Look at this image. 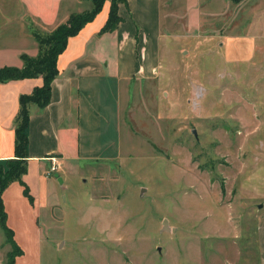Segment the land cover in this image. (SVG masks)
<instances>
[{
    "label": "rangeland",
    "instance_id": "1",
    "mask_svg": "<svg viewBox=\"0 0 264 264\" xmlns=\"http://www.w3.org/2000/svg\"><path fill=\"white\" fill-rule=\"evenodd\" d=\"M194 5L162 30L158 78L121 97L120 157L52 175L10 264H262L264 0Z\"/></svg>",
    "mask_w": 264,
    "mask_h": 264
},
{
    "label": "crops",
    "instance_id": "2",
    "mask_svg": "<svg viewBox=\"0 0 264 264\" xmlns=\"http://www.w3.org/2000/svg\"><path fill=\"white\" fill-rule=\"evenodd\" d=\"M169 1L127 0L126 5H119L117 28L101 32L110 5L106 0L93 20L69 37L57 59L58 74L51 83L49 103L43 108L29 107L27 171L22 180L33 202L16 180L2 193L6 223L15 239L19 227L30 228L43 208L54 206L52 175L59 177L60 170L73 162H108L120 157L121 97L126 102L147 81L158 78L160 41L163 28L169 30L168 18L194 11V0L185 9H169ZM89 6L87 0H0V68L21 66L23 53L37 54L31 26L49 32L71 13ZM41 84V77L0 82V162L14 157L19 96ZM257 221L264 264V211ZM2 238L5 243L0 229Z\"/></svg>",
    "mask_w": 264,
    "mask_h": 264
},
{
    "label": "trees",
    "instance_id": "3",
    "mask_svg": "<svg viewBox=\"0 0 264 264\" xmlns=\"http://www.w3.org/2000/svg\"><path fill=\"white\" fill-rule=\"evenodd\" d=\"M87 1L90 3L88 9L71 13L66 21L49 32L43 33L31 26L32 35L38 44L37 54L30 56L23 53L20 56L21 66H3L0 68V82L34 77L42 78L40 86L35 87L29 94L19 96V108L14 119V157L0 162V229L5 236V243L9 244L11 248L7 254L8 264L13 262L16 255L23 252L18 251V254L13 252L14 249L17 250L18 244L14 239L13 230L6 223L7 213L4 208L2 193L12 181L16 180L23 186V194L31 203L33 202L29 188L22 180V176L27 171L29 107L34 104L43 108L49 103L51 83L58 74V56L65 49L69 37L76 35L86 23L93 20L106 0ZM232 1L237 3L241 0ZM109 2L108 16L101 32L113 31L117 28L121 21L118 14L119 5L127 4V0H109Z\"/></svg>",
    "mask_w": 264,
    "mask_h": 264
},
{
    "label": "water",
    "instance_id": "4",
    "mask_svg": "<svg viewBox=\"0 0 264 264\" xmlns=\"http://www.w3.org/2000/svg\"><path fill=\"white\" fill-rule=\"evenodd\" d=\"M193 133L195 134V131ZM260 206H261V204H260ZM162 225H163V228H168V222H167L166 219L163 220V224Z\"/></svg>",
    "mask_w": 264,
    "mask_h": 264
},
{
    "label": "built area",
    "instance_id": "5",
    "mask_svg": "<svg viewBox=\"0 0 264 264\" xmlns=\"http://www.w3.org/2000/svg\"><path fill=\"white\" fill-rule=\"evenodd\" d=\"M55 169V167L53 166L52 168H51V171H53Z\"/></svg>",
    "mask_w": 264,
    "mask_h": 264
}]
</instances>
